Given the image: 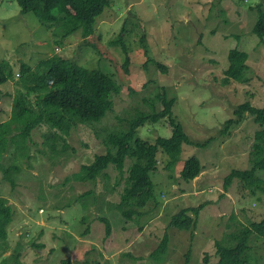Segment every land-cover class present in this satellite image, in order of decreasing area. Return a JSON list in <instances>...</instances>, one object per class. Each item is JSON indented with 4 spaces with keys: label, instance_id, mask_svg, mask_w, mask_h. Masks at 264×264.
<instances>
[{
    "label": "rangeland",
    "instance_id": "374dc122",
    "mask_svg": "<svg viewBox=\"0 0 264 264\" xmlns=\"http://www.w3.org/2000/svg\"><path fill=\"white\" fill-rule=\"evenodd\" d=\"M259 6L264 12V0H111L84 39L81 31H71V18L42 24L34 14L23 13L17 0H0V62L9 61L13 68V76L0 86V142L1 124L26 91L22 64L36 68L58 55L109 74L121 87L110 95L106 117L78 124L65 148L59 142L53 152L44 144L46 126L32 132L26 155L20 143L19 150L8 144L0 161V198L12 207L13 219L8 237L0 240V264H217V243L233 246V234L260 223L264 194L254 196L238 178L225 185L232 171L250 173L264 163V145L254 138L264 126L253 116L244 113L225 129L241 104L264 106V40L253 32ZM233 49L249 56L247 84L225 81ZM164 92L175 99L173 119L189 139L210 143L183 145L179 162L170 169V158L160 150L151 175L155 199L129 219L120 204L130 159L123 174L110 166L95 181L71 177L106 154L108 136L127 131L138 113L163 111L158 95ZM172 133L165 119L146 123L137 136L154 144ZM193 156L202 172L185 182L181 172ZM198 208L196 217L190 210ZM183 209L196 221L188 230L170 225ZM103 219L110 226L108 235ZM165 234L169 246L157 253ZM248 245L250 262L264 264V238L253 234Z\"/></svg>",
    "mask_w": 264,
    "mask_h": 264
},
{
    "label": "trees",
    "instance_id": "16d2710c",
    "mask_svg": "<svg viewBox=\"0 0 264 264\" xmlns=\"http://www.w3.org/2000/svg\"><path fill=\"white\" fill-rule=\"evenodd\" d=\"M23 13H32L42 24H53L71 18L73 26L71 31H81L84 39L93 32L95 22L110 7L111 0H17ZM258 7V21L253 32L261 40H264V12ZM123 33V32H122ZM127 52V47L122 39L118 41ZM248 54L238 49L229 52L230 65L226 71L228 82L247 84L250 82L246 76ZM130 64V58H126L124 68ZM161 68V65L158 64ZM13 76V68L9 61L0 62V86ZM20 81L26 89L17 98L12 115L5 123L1 124L0 161L7 150L8 144L19 150V143L23 146L24 155L28 152V142L32 132L39 126L49 128L45 134L44 144L51 151H56L57 143L67 146V137L80 123L99 122L106 117L112 109L111 94H118L121 87L112 77L99 70H89L79 66L75 62L66 60L56 55L48 58L32 68L27 64L21 65ZM36 97L35 103L30 97ZM163 104V111L148 115L138 113L128 122L129 129L108 136L105 140L107 153L97 155L90 165L82 166L78 173L72 175L76 182L95 181L100 175H106V171L113 166L119 173L125 171L126 161L132 162L127 169V181L121 196L120 206L127 207L123 210L126 218H132L136 210L142 209L146 204L155 199L152 173L157 171V156L162 150L169 158L170 169L177 162L182 152L183 145L206 147L207 143H194L189 139L183 127L173 119V106L175 99H170L166 92L158 95ZM244 113L254 117L256 124L264 126V106L254 107L249 101L241 104L234 112L235 120H228L225 129L236 125ZM168 119L173 133L170 138H158L154 144H150L137 136V131L146 123H159ZM16 132V133H15ZM15 135V136H14ZM254 138L264 145V127L255 132ZM23 155V156H24ZM202 172L200 160L193 156L189 158L182 169L181 177L185 182H192ZM8 173V171H6ZM262 174V176H261ZM234 178L243 180L250 185V191L254 196L258 191L264 194V163L256 165L250 173L234 170L226 177L225 185L231 184ZM86 194H83L84 198ZM135 211H130V207ZM198 217L200 209H192ZM189 210L183 209L174 215L170 225L188 230L196 221L188 216ZM13 219L12 207L6 199L0 198V240L8 237L7 227ZM107 223V235L110 226ZM253 234L264 238V217L260 223H254L250 227L243 228L239 233L232 235L236 242L233 246H224L217 243L219 262L217 264H252L247 256L249 239ZM169 236L165 234L157 253H165L169 246ZM87 264V263H83ZM109 264V263H104Z\"/></svg>",
    "mask_w": 264,
    "mask_h": 264
}]
</instances>
